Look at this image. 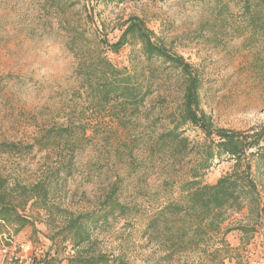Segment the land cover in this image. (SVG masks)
I'll return each instance as SVG.
<instances>
[{
	"label": "trees",
	"instance_id": "trees-1",
	"mask_svg": "<svg viewBox=\"0 0 264 264\" xmlns=\"http://www.w3.org/2000/svg\"><path fill=\"white\" fill-rule=\"evenodd\" d=\"M46 1L57 17L64 47L75 60L73 74L92 115L103 121L108 118L128 134L138 132L132 139L151 143V160L160 159L166 168L183 171L177 200L143 214L147 215L142 232L147 245L155 244L163 252L161 261L167 263L177 255L193 253L210 255L218 264H264V125L248 131L218 127L203 108L206 80L201 70L140 17L123 22L116 42L108 39L100 7L142 0ZM185 1L201 3L211 17L204 27H219L223 32L236 14L240 22L234 26L235 35L248 47L264 48V0ZM169 84L179 88L180 99L168 116L154 115L148 102ZM86 132L85 124L68 122L43 131L32 145H0L3 155L35 149L55 155L33 183L0 172L4 263L131 264L122 254L106 252L100 239L118 220L140 215L136 207L121 201L119 178L91 209L71 207L68 183L81 143L89 139ZM135 163L129 164V176L142 170V164ZM224 163L229 171L214 184L206 183L207 176ZM36 212L44 213L50 244L42 256L25 255L13 239L26 226L35 227L32 214ZM229 214L245 215L247 223L222 232ZM233 231L239 234H233L231 241L228 235Z\"/></svg>",
	"mask_w": 264,
	"mask_h": 264
},
{
	"label": "rangeland",
	"instance_id": "rangeland-1",
	"mask_svg": "<svg viewBox=\"0 0 264 264\" xmlns=\"http://www.w3.org/2000/svg\"><path fill=\"white\" fill-rule=\"evenodd\" d=\"M46 2L0 0V145L25 147L49 128L68 122L85 124L89 139L81 143L68 183L71 207L91 209L119 178L121 201L140 212L134 219L118 220L110 232L100 235L104 250L122 254L131 264H218L210 255L193 253L163 262V252L143 239L146 216L177 200L183 171L166 168L160 159L151 160V143L132 139L138 132L128 134L108 118L103 121L92 115L73 74L75 60L65 49L57 17ZM100 10L112 43L120 37L123 22L138 16L198 67L206 80L203 108L218 127L248 131L264 125V48L248 47L235 35L234 26L240 22L236 14L223 32L219 27H204L210 13L195 1H131ZM179 99V88L169 84L158 90L148 107L154 108V115L168 116ZM54 157L53 152L36 149L22 155L0 154V172L33 183ZM131 161L142 164L137 175L129 176ZM228 171L226 163L217 166L205 182L214 184ZM32 217L38 224L45 222L42 212ZM245 223V215L229 214L222 232ZM233 234L239 232L228 235L231 241Z\"/></svg>",
	"mask_w": 264,
	"mask_h": 264
},
{
	"label": "crops",
	"instance_id": "crops-1",
	"mask_svg": "<svg viewBox=\"0 0 264 264\" xmlns=\"http://www.w3.org/2000/svg\"><path fill=\"white\" fill-rule=\"evenodd\" d=\"M48 233L47 226L45 222L35 223L34 226H26L23 230L13 237L14 241L18 242L23 246V253L25 255L37 254L42 256L43 253L47 252L49 249V242L46 238ZM0 264H6L3 258H0ZM61 264H68L67 260H64Z\"/></svg>",
	"mask_w": 264,
	"mask_h": 264
},
{
	"label": "built area",
	"instance_id": "built-area-1",
	"mask_svg": "<svg viewBox=\"0 0 264 264\" xmlns=\"http://www.w3.org/2000/svg\"><path fill=\"white\" fill-rule=\"evenodd\" d=\"M257 264H260V263H257Z\"/></svg>",
	"mask_w": 264,
	"mask_h": 264
}]
</instances>
